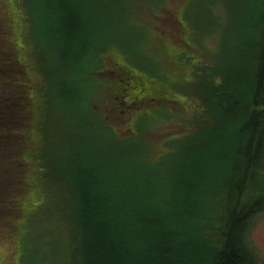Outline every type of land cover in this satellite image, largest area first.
<instances>
[{"label":"rangeland","instance_id":"374dc122","mask_svg":"<svg viewBox=\"0 0 264 264\" xmlns=\"http://www.w3.org/2000/svg\"><path fill=\"white\" fill-rule=\"evenodd\" d=\"M63 1L76 8L82 18L81 27L77 35H74L75 39L79 37L77 52L67 60L63 43L66 49L68 46L57 35L50 33V21L45 20L47 14L57 15L56 12L61 11L63 5L60 1L58 4L61 7L55 6L52 0H0V101L3 99L2 95L14 89L17 84L25 89V97L29 100L26 108L21 110L0 103L2 119L15 118L16 114L24 117V121L27 118L23 127L16 129L12 122L0 133V197L11 193L12 188V200L15 203L9 208H20L22 218L25 219L23 225V220H20L21 212L10 213L4 207L6 201L0 200V264H48L43 254L37 250L38 240L42 237L47 238L50 247L46 254L52 248L58 252L64 247L66 226L59 225L54 213L50 217V209L45 202L41 204L39 216L36 215V207L29 203V198L37 197L34 195V187L30 189L23 186L16 193L19 180L29 182L34 179L31 168L35 162L36 145L46 133L48 151L51 147H56L59 153L67 154L79 141H100L109 132L105 125L106 113L107 119L114 124L124 118L119 126L121 130L127 128L126 132L133 135L136 145L149 147V135L157 152L164 147L165 150L168 149V153L159 160V166L167 170L166 176L162 178L156 172L150 177L145 173H138L128 179H114L118 178L117 174L107 168L109 166L112 170V157L105 156L101 159L103 164L99 166L98 173L94 174L98 177H94L104 180L103 187H109V190L101 194L104 197L101 202L107 203L111 198L113 205L109 211H105L110 216V221L123 228L129 222L135 224L144 220H152L169 231L181 228L180 223H175L176 218L170 217L179 214L180 210L182 213H189L184 206L176 208L181 190L188 186L189 189H195L198 182L202 185L215 179L220 175L217 171H221L220 168L235 159L233 149H228L226 142L222 141L225 135L235 134L240 122L226 124L227 129L234 125L228 131L225 129L226 133H223L222 127L217 126H210L211 132H202L199 126H208L211 119L205 118V113L196 109V104L200 101L199 92L204 89L207 94L212 92L211 76L214 82L217 81L209 73V70H213L214 61L225 74L235 75L237 72L238 62L231 67L236 55L233 48L237 43L236 33L228 29L225 18L228 12L225 8H221L219 16L211 12L208 16L207 23L211 21V26L212 23H218L225 28L226 39V47L221 36H212L204 43L209 58L194 55V50H189L193 47L192 39L195 35L194 20L187 15L192 0H85L88 1L86 4L84 0ZM233 2L234 19L241 22L249 19V7H256L254 0ZM154 5L158 8H154ZM180 10L186 18L182 21L183 29L173 16V13L177 15ZM133 16H137L135 21L145 28L131 32L128 21ZM219 31L222 33L223 28ZM50 37L56 38L57 42H50ZM180 55H185L188 67L180 59ZM207 61L212 62L210 68L205 63ZM192 68H195L193 73ZM197 68L207 69L210 76L202 75L196 71ZM5 72L9 76L3 79ZM13 72H20L17 74L23 80L18 82ZM141 76L148 80L147 84L144 81L139 83ZM143 84L145 88H149L148 92L144 90ZM115 103L121 114H118ZM37 107L44 113L41 130L37 125L40 117ZM150 114L159 124L155 129L146 127L143 122H154ZM113 126L111 124V129ZM213 150L216 152L204 171L207 163L206 161L204 164L205 156ZM134 153L135 150L131 151V156ZM84 154L91 157L89 152ZM262 155L260 171L264 174V147ZM15 156L20 162L28 163L24 167L27 169L26 174L20 172L21 165ZM93 157H85L86 160L82 162L86 161L91 166L95 161ZM94 166L96 165L92 167ZM126 170L127 167L124 166L119 168V171ZM46 173L49 177L52 176L50 171ZM69 173L73 174V178L65 181L62 190L78 191L74 168ZM135 181L136 184L146 182L166 199V207L162 212H172L167 215L168 220L163 221V218L141 213L144 209L141 202L148 194L129 187ZM8 183L13 185L9 186ZM96 186L97 188L92 186L93 191L103 188ZM62 195L68 199L71 197L69 193ZM41 199H44L43 196ZM53 202L49 200L48 204L52 205ZM258 202L260 205L264 204V192H260ZM95 210L99 214L102 212L100 207ZM255 210L248 238L253 246L250 245L251 249L257 254L258 263L264 264V207ZM124 220L126 222L123 223ZM55 228L57 230L54 233L49 232ZM156 233L151 231L150 237L143 233L146 236L144 239L151 238ZM30 235L33 240L26 243L25 237ZM143 241L142 246L146 247V240ZM197 249L200 254L199 246ZM58 260L59 264H64L62 257L58 256ZM211 261L207 257L195 259L194 263L211 264Z\"/></svg>","mask_w":264,"mask_h":264},{"label":"trees","instance_id":"16d2710c","mask_svg":"<svg viewBox=\"0 0 264 264\" xmlns=\"http://www.w3.org/2000/svg\"><path fill=\"white\" fill-rule=\"evenodd\" d=\"M59 1L63 6L58 4ZM254 1L256 7H249L247 13L250 14L248 15L249 19H243L242 22L234 19L233 0H192L187 10L188 17L192 18L195 23L193 47L189 48V50H194V55L209 57L204 43L212 36H221L226 47L225 28L218 23L215 25L212 23L211 26V21L207 23L208 16L211 15L210 12L219 16L221 8H225L228 12V16L225 17L227 26L231 32L236 33L237 41L233 46L236 55L231 63V67H233L236 66L234 63L238 62L237 72H234L237 76L233 73L225 74L214 61L213 70H209V73L213 74L217 80L214 82L211 76L210 89L212 92L207 94L205 89L199 92L200 101L196 104V109L200 113H205V118L211 119L208 126L201 124L199 129L202 132H211L210 126H217L222 127L223 133H226L225 129L228 131L234 126L227 129L226 124L240 123L235 129V134L225 135L222 141L226 142L228 149H233L235 159H231L225 167H219L221 171H217V173L220 175L215 179L213 178L202 185L198 182L195 189L193 187L189 189L188 186L178 194L176 208L184 206L189 213H182L183 211L180 210L179 214L170 217L176 218L175 223H180L181 228L169 231L152 220L139 221L135 224L129 222L123 228L110 221V216H107L105 210L109 211L113 202L111 198L107 200V203L101 202L102 199L104 200L101 194L105 190H109V187H103L104 180L94 177H98L94 174H97L99 166H102L101 159L103 157H112V170L109 166L107 168L117 174L118 178L114 177V179L124 180L138 173L140 175L145 173L150 177L153 173L159 172L161 178L167 174V170L163 166H159V160L168 153V149L165 150L164 147L162 151L158 150L157 152L149 135V147L136 145L133 142V135L126 132L127 128L121 130L119 126L124 118L114 124L107 119L105 113V125L109 132L100 141L96 139L87 142L79 141L67 154L59 153L56 147H51L48 151L47 133L44 138L40 139L36 145L35 162L31 168L34 179L29 182L19 180L16 193L23 186L30 189L34 187L36 191L34 195L37 197L29 198V203L36 207V215L41 214V204L45 202L50 209V217L54 213L58 217L59 225L66 226L67 237L64 247L60 251L57 252L55 248H52L51 252L46 254L47 251H50L47 238L42 237L38 240L37 250L43 254L48 264H59L58 256L63 258L64 264H195V259L202 260L207 257L211 258V264H259L257 254L251 249L252 244L248 238L249 226L256 213L255 209L264 207V204L260 205L258 202L260 192H264V174L260 171L263 164L262 147H264V0ZM52 2L57 7L62 6V9L56 12L57 15L47 14L45 20L50 21V33L57 35L68 46L66 49L62 42L67 60L70 56H74L78 49L79 37L75 39L74 35H77L81 27V14L66 2L64 4L63 0H52ZM87 2L84 0V4ZM154 8L158 7L154 5ZM173 16L177 18L183 29L182 21L186 18L183 17L182 11L180 10L177 15L173 13ZM136 17L129 18L128 24L131 25L129 27L131 32H134L135 29L138 32L139 28H145L140 22L135 21ZM255 19L256 21H254ZM250 22L255 24L252 25ZM55 23L56 26H54ZM221 27L223 28L222 33L219 31ZM49 41L57 42V39L50 37ZM137 45L136 47L139 49ZM183 46L186 44L183 43ZM37 56L39 58L38 53ZM184 56L180 55V59L188 67V61L184 59ZM205 63L208 68L212 65L211 61ZM196 71L206 77L210 76L207 69L197 68ZM193 72H195V68H192ZM13 73L16 74L18 82L23 80V77L17 74L20 72ZM8 76L5 72L3 79ZM1 81L2 77L0 76ZM141 81L146 83L148 80L141 76L140 84ZM15 88L4 93L0 103L17 110L25 109L26 104L29 103L25 97V89L19 84ZM143 88H145L144 84ZM144 90L148 92L149 88ZM184 101L187 103V100ZM2 105H0V114ZM116 107L118 114H121L117 104ZM36 111L40 116L37 125L41 130L44 125V113H41L38 107ZM150 116L154 121L152 124H147L149 122L145 120L143 122L146 127L155 129L159 124L151 114ZM26 119L25 117V121ZM25 121L24 117L18 114L15 115V118L7 119H2L0 116V133L12 122L15 123L16 129H19L23 127ZM202 123L204 122L202 121ZM111 124L114 125L113 129H111ZM134 150L135 153L131 156V151ZM84 152H89L91 157L94 156L95 161L91 166L85 163L86 161L82 162L86 160L85 157L91 158ZM215 152L216 150H213L205 156L204 164L206 161L207 163L204 166V171ZM18 162L21 165L20 172L26 174L27 169L24 167L28 163L20 162V160ZM93 165L96 166L92 167ZM120 166L127 167V170L119 171ZM96 167L99 168L96 169ZM73 168L79 184L78 191L62 190L65 181L73 178V174L69 173V170ZM47 171L52 173L51 177L48 176ZM194 178L198 179L196 176ZM137 181L130 184L129 187L137 188L139 191H144V194H148L141 202L144 206L141 213L163 218V221L168 220L167 215L172 212H162L166 207V199L146 182L141 181L136 184ZM8 185L11 186L13 183H8ZM93 185L96 188V185L103 188L93 191ZM12 193L11 188V193L1 196L0 200H5V209L7 208L10 213L14 214L21 210L20 208H9L15 203L12 200ZM64 193L71 194V197L66 198L62 195ZM42 196L44 199H41ZM104 196L106 197V195ZM49 200L54 201L52 205L48 204ZM98 207L102 210L101 214L95 210ZM20 214V220H23L22 224L24 225L25 219L22 218V212ZM98 214L99 218H97ZM36 220L38 219L36 218ZM124 222L126 221L124 220ZM56 230L57 228L49 230V232L54 233ZM151 231L157 233L151 238L144 239L146 236H143V233L150 237ZM179 237L182 239L180 240ZM25 239L27 243L29 240H33V236H26ZM143 240H146V247L142 246L144 245ZM198 246L201 249L200 254Z\"/></svg>","mask_w":264,"mask_h":264},{"label":"bare ground","instance_id":"6f19581e","mask_svg":"<svg viewBox=\"0 0 264 264\" xmlns=\"http://www.w3.org/2000/svg\"><path fill=\"white\" fill-rule=\"evenodd\" d=\"M70 92H72V90H70ZM69 94V93H68Z\"/></svg>","mask_w":264,"mask_h":264}]
</instances>
